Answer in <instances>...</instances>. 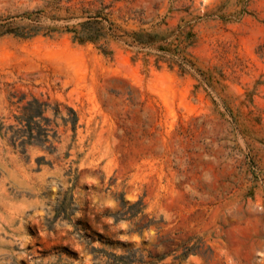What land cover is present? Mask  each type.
<instances>
[{"label":"rangeland","instance_id":"374dc122","mask_svg":"<svg viewBox=\"0 0 264 264\" xmlns=\"http://www.w3.org/2000/svg\"><path fill=\"white\" fill-rule=\"evenodd\" d=\"M21 94L77 124L0 138V264H264V0H0L4 126Z\"/></svg>","mask_w":264,"mask_h":264},{"label":"trees","instance_id":"16d2710c","mask_svg":"<svg viewBox=\"0 0 264 264\" xmlns=\"http://www.w3.org/2000/svg\"><path fill=\"white\" fill-rule=\"evenodd\" d=\"M104 21L107 22L101 16L88 17L86 21L67 29L66 32L72 34L73 41L80 44L92 43L103 54L109 55L111 52L105 48L104 44L108 43L110 39L115 40L118 37L112 23L105 26ZM39 28L33 25L28 26L29 35L12 30L5 33L18 37L33 36L39 32ZM48 28L50 31H55V28ZM141 36V33L136 32L130 34L133 42L143 44L138 39ZM10 97L15 99L11 105L16 106L18 114L13 115L14 124L4 126L0 123V138L4 139L12 149L18 150L19 153L24 155L28 147H38L51 154L56 151L55 143L59 138L58 128L60 124L64 127L69 125L70 129L75 131L77 116L71 108L64 107L66 115H63L60 105L58 103L53 104L48 99L42 100L34 96L26 99L24 94L17 97L11 95ZM48 112L51 113L50 117L46 116Z\"/></svg>","mask_w":264,"mask_h":264}]
</instances>
